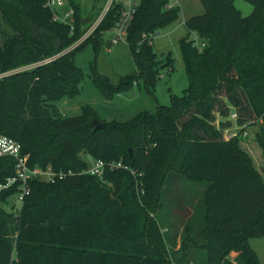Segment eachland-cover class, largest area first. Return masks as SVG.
Listing matches in <instances>:
<instances>
[{"label": "trees", "instance_id": "16d2710c", "mask_svg": "<svg viewBox=\"0 0 264 264\" xmlns=\"http://www.w3.org/2000/svg\"><path fill=\"white\" fill-rule=\"evenodd\" d=\"M247 1L254 9L243 15L235 0H201L204 12L186 18L188 34L181 39L189 77L184 94L154 113L107 121L91 106L64 116L57 101L78 93L85 76L74 61L77 47L92 42L97 48L122 2L110 6L76 50L65 52L90 25L78 2L69 0L72 30L53 18L47 0H0V73L10 71L0 77V131L22 143L31 166L76 172L56 182L32 180L17 214L3 206L7 193L0 195V264H171L152 251V242L174 239L145 209L166 203L192 211L183 218L187 234L183 254L175 251L178 264H259L247 243L264 237V181L240 148V136L225 139L222 131L233 112L238 124L264 117V0ZM170 3L140 0L126 35L138 70L117 85L95 71L107 98L142 79L154 87L161 71L153 36L181 11ZM166 65L173 69V59ZM95 116L105 128L94 129ZM86 151L129 169L109 171L103 180L84 173ZM15 163L0 157L1 181L14 174ZM136 177L144 180L143 203ZM184 178L208 182L198 201L196 185L177 184Z\"/></svg>", "mask_w": 264, "mask_h": 264}, {"label": "rangeland", "instance_id": "374dc122", "mask_svg": "<svg viewBox=\"0 0 264 264\" xmlns=\"http://www.w3.org/2000/svg\"><path fill=\"white\" fill-rule=\"evenodd\" d=\"M75 1L80 4L81 17L83 20L89 21L88 24H92L98 18H95L98 10L102 13L109 2V0ZM171 1L176 3V0ZM179 4L181 6L179 17L157 30L152 39L153 48L157 53V60L160 62L158 69L161 71L154 87H148L145 80L142 79L139 82H135L133 87L123 88L119 92H114L112 98H107L96 85L94 80L95 71L99 75L108 78L111 83L117 85L120 83L122 77L138 70L127 39L122 38L117 42H113L114 37L117 35V30L114 26L104 33L103 39L97 48L92 42L87 43L81 48L80 43L82 41H76L71 47L67 48L65 52L69 50L74 51L73 48L80 45V47H77L78 52L74 57V61L84 72L85 78L79 84V91L76 95L73 97H63L57 101L63 115H78L83 112L85 106H91L97 111L101 119L124 121L133 118L143 110L154 113L157 111L159 104H170L173 95H183L189 85L186 62L181 46V39L188 34L184 20L189 16L202 14L204 6L201 0H179ZM235 5L241 10L243 15L250 14L254 9V5L247 0H235ZM194 36L195 34H192V37ZM144 37L149 36L145 35ZM197 40L201 46L202 39L197 36ZM168 59H173V69H170V66L166 65ZM9 72L0 73V77L5 76ZM233 113L229 117L232 124L222 130L223 136L225 139L240 136V148L251 157L264 181V117L260 116L254 122L238 124L235 122L236 119ZM217 119V122H219L221 117L218 115ZM83 155L87 162L95 158L91 152L86 151ZM136 179V194L139 201L143 203L142 194L144 193V188H141L140 185H144V180H139L137 177ZM185 180L188 183L181 179L177 184L183 187H189L187 184L190 186L196 185L197 189H193V191L200 190L195 195L196 201H198L201 191L203 194L208 182ZM11 201L16 202V198H12ZM168 204L166 203L165 207L160 206L157 210L152 209V206L145 208L147 209L149 218H158L162 222L165 233L174 239L172 242L168 241L167 243L152 242L153 246H151L153 247L152 251L155 253L162 252L169 258L171 264H178L175 251H179V256L184 252L181 250V244L183 236L187 233L184 229L185 220L183 218L191 210L181 211L176 208L171 209ZM3 206L6 208L10 207L7 204H3ZM188 239H190V236ZM188 239H186L185 243H187ZM247 245L257 256L259 264H264V237H252L249 239ZM197 263L202 262L198 260L195 264Z\"/></svg>", "mask_w": 264, "mask_h": 264}, {"label": "built area", "instance_id": "2783aa9c", "mask_svg": "<svg viewBox=\"0 0 264 264\" xmlns=\"http://www.w3.org/2000/svg\"><path fill=\"white\" fill-rule=\"evenodd\" d=\"M115 1L116 0H109L104 11L100 13L98 18L88 26L86 32L78 40L79 42L85 40L93 33L110 6ZM119 1L122 2V8L115 22L114 27L117 30V35L114 37L113 42L126 38L129 24L131 23L140 3V0ZM172 4L173 3H170L169 5ZM47 5L51 7L53 11V18L55 20L71 24V29L73 30L75 9L71 6L69 0H47ZM194 34L195 36L193 38L195 39V45L201 47L202 45L200 46L197 40V34ZM49 60L50 58L45 59L34 64V66ZM233 115L236 117L235 112ZM1 156H11L16 160L14 174L7 176L5 180H0V195L7 193L6 201L2 203L10 205L11 209L15 211L16 214L22 209L25 198L31 192L32 180L36 179L45 182H56L76 173L72 169L69 171L56 170L51 165H47L46 167L40 165L31 166L29 164L28 154H24L22 152V143L18 139L0 131V157ZM119 168L129 169V166L122 160H104L101 158H93L90 162H88V166L84 168L82 172L97 176L103 180L107 172ZM12 198H16V202H12Z\"/></svg>", "mask_w": 264, "mask_h": 264}, {"label": "water", "instance_id": "95a60500", "mask_svg": "<svg viewBox=\"0 0 264 264\" xmlns=\"http://www.w3.org/2000/svg\"><path fill=\"white\" fill-rule=\"evenodd\" d=\"M92 122L94 124V129L105 128L107 125L105 121L99 119L97 116L93 118Z\"/></svg>", "mask_w": 264, "mask_h": 264}, {"label": "crops", "instance_id": "0c3cea01", "mask_svg": "<svg viewBox=\"0 0 264 264\" xmlns=\"http://www.w3.org/2000/svg\"><path fill=\"white\" fill-rule=\"evenodd\" d=\"M171 3H175V2H173V1H171ZM175 4H179V0H176V3ZM184 22H185V20H184Z\"/></svg>", "mask_w": 264, "mask_h": 264}]
</instances>
